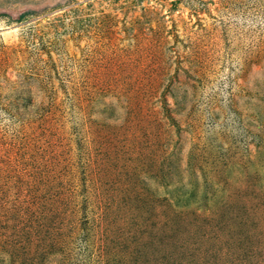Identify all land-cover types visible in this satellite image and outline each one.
I'll list each match as a JSON object with an SVG mask.
<instances>
[{"label":"rangeland","instance_id":"374dc122","mask_svg":"<svg viewBox=\"0 0 264 264\" xmlns=\"http://www.w3.org/2000/svg\"><path fill=\"white\" fill-rule=\"evenodd\" d=\"M0 264H264V0H0Z\"/></svg>","mask_w":264,"mask_h":264},{"label":"trees","instance_id":"16d2710c","mask_svg":"<svg viewBox=\"0 0 264 264\" xmlns=\"http://www.w3.org/2000/svg\"><path fill=\"white\" fill-rule=\"evenodd\" d=\"M25 13H26V12H25ZM25 13H21V14L18 16V18L23 17V16L25 15Z\"/></svg>","mask_w":264,"mask_h":264}]
</instances>
